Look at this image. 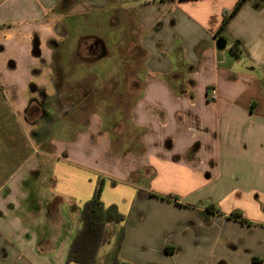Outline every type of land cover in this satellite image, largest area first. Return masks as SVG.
<instances>
[{"label": "crops", "instance_id": "crops-1", "mask_svg": "<svg viewBox=\"0 0 264 264\" xmlns=\"http://www.w3.org/2000/svg\"><path fill=\"white\" fill-rule=\"evenodd\" d=\"M238 1L0 0V264H66L100 178L129 218L122 261L264 264V0L220 31ZM107 11L136 16L147 53L128 153L98 115L81 126L58 102V81L79 76L56 72L79 33L68 18Z\"/></svg>", "mask_w": 264, "mask_h": 264}, {"label": "rangeland", "instance_id": "rangeland-1", "mask_svg": "<svg viewBox=\"0 0 264 264\" xmlns=\"http://www.w3.org/2000/svg\"><path fill=\"white\" fill-rule=\"evenodd\" d=\"M87 14V20L80 13L68 18L77 25L79 33L71 35L72 43L69 41V44H65L66 47L61 51L63 56L68 58L67 60L70 59V64L56 65V72L58 74L78 72L79 76L77 81H58L61 93L58 102L62 103L61 107L66 103L76 105V111L72 116L74 120L80 122L81 126L90 121L91 115H98L107 128L109 137L113 139V148L116 151L132 152L139 148L138 144L133 145V140L135 138L139 140L140 134L133 129L132 112L135 101L141 96L144 88L143 78L146 73L147 57V53L142 48V34L137 18L131 12H123L122 16L120 12L115 11ZM98 41L101 48L96 49L95 44ZM92 46L95 47L92 48L93 50ZM89 73L93 76L85 77ZM102 75H109L108 80L101 78ZM3 115L5 121L9 122L8 114ZM2 121L0 133L4 129ZM10 123L14 130L13 134L16 135V132L18 134L13 119ZM77 128L80 129V127ZM109 163L113 164L111 160ZM108 192V195L112 194L110 198L117 196L112 190ZM109 247L111 246L101 250L102 255ZM163 257L167 260V264L183 262L208 264L211 261V256H192L181 253ZM164 258H158V260L162 261ZM242 260V264H247L246 260L243 258Z\"/></svg>", "mask_w": 264, "mask_h": 264}, {"label": "trees", "instance_id": "trees-1", "mask_svg": "<svg viewBox=\"0 0 264 264\" xmlns=\"http://www.w3.org/2000/svg\"><path fill=\"white\" fill-rule=\"evenodd\" d=\"M247 1L239 0L231 11L224 13L220 31L228 25ZM232 50L235 53L238 52L237 44H234ZM113 150L117 152L114 148ZM105 182L106 179L104 178L98 180L93 197L85 202L82 207L81 227L70 245L66 264H134L120 259L129 218L127 215L122 214L116 205L106 206L104 204L102 194ZM112 184L116 185L117 183L113 181ZM207 209L213 212L219 211L213 204H209ZM231 217L243 219L238 212L232 213ZM106 246H111V248L102 258L100 252ZM166 250L168 251V249Z\"/></svg>", "mask_w": 264, "mask_h": 264}, {"label": "built area", "instance_id": "built-area-1", "mask_svg": "<svg viewBox=\"0 0 264 264\" xmlns=\"http://www.w3.org/2000/svg\"><path fill=\"white\" fill-rule=\"evenodd\" d=\"M211 95H212L213 99H216L217 92L215 90H212Z\"/></svg>", "mask_w": 264, "mask_h": 264}, {"label": "flooded vegetation", "instance_id": "flooded-vegetation-1", "mask_svg": "<svg viewBox=\"0 0 264 264\" xmlns=\"http://www.w3.org/2000/svg\"><path fill=\"white\" fill-rule=\"evenodd\" d=\"M95 45H96V49H98V48H101V45H100V42H99V41H98V42H96V44H95ZM92 48H95V47H94V46H92V47H91V49H92ZM92 50H93V49H92Z\"/></svg>", "mask_w": 264, "mask_h": 264}]
</instances>
